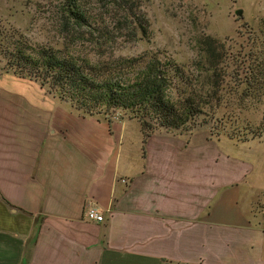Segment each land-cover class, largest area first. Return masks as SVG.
<instances>
[{
  "label": "crops",
  "instance_id": "1",
  "mask_svg": "<svg viewBox=\"0 0 264 264\" xmlns=\"http://www.w3.org/2000/svg\"><path fill=\"white\" fill-rule=\"evenodd\" d=\"M12 77L0 88V264H264L263 136L233 142L236 157L207 131L144 143L138 120L84 114L46 88L62 102L23 104L11 88L38 82ZM92 205L102 221L86 217Z\"/></svg>",
  "mask_w": 264,
  "mask_h": 264
},
{
  "label": "rangeland",
  "instance_id": "2",
  "mask_svg": "<svg viewBox=\"0 0 264 264\" xmlns=\"http://www.w3.org/2000/svg\"><path fill=\"white\" fill-rule=\"evenodd\" d=\"M70 4L83 14L79 21L69 13ZM263 5L264 0H0V24L61 54L97 63L159 55L163 61L174 59L195 77L202 70L196 64L207 60L202 41L216 38L215 49L222 54L221 98L204 107L200 121L208 123L194 128L191 143H201L207 131L224 138L226 149L230 138L234 157L239 152L233 142L264 138ZM4 66L0 60V88H10L13 72L1 76L7 73ZM36 82L23 81L11 89L23 91V104L62 102L44 93L48 85ZM198 86L202 92L207 89Z\"/></svg>",
  "mask_w": 264,
  "mask_h": 264
},
{
  "label": "trees",
  "instance_id": "3",
  "mask_svg": "<svg viewBox=\"0 0 264 264\" xmlns=\"http://www.w3.org/2000/svg\"><path fill=\"white\" fill-rule=\"evenodd\" d=\"M75 9L70 4L68 11L79 21L83 14ZM216 41L210 36L202 41L207 60L196 64L202 66L197 78L174 59L163 61L159 55L120 56L97 63L61 54L52 46L30 43L0 24V60L6 72L48 85L84 114L138 120L145 143L159 130L192 132L208 123L200 121L204 107L221 98L222 54L215 49ZM198 83L207 86L205 92Z\"/></svg>",
  "mask_w": 264,
  "mask_h": 264
},
{
  "label": "built area",
  "instance_id": "4",
  "mask_svg": "<svg viewBox=\"0 0 264 264\" xmlns=\"http://www.w3.org/2000/svg\"><path fill=\"white\" fill-rule=\"evenodd\" d=\"M263 213H264V207H263ZM86 217L89 220H96V221H102L104 219V215L101 214L99 212V209L94 205L87 207Z\"/></svg>",
  "mask_w": 264,
  "mask_h": 264
},
{
  "label": "water",
  "instance_id": "5",
  "mask_svg": "<svg viewBox=\"0 0 264 264\" xmlns=\"http://www.w3.org/2000/svg\"><path fill=\"white\" fill-rule=\"evenodd\" d=\"M236 13L239 14V15H242V10L238 9V10L236 11Z\"/></svg>",
  "mask_w": 264,
  "mask_h": 264
}]
</instances>
